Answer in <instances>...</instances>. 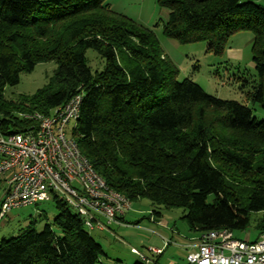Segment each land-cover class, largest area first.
Listing matches in <instances>:
<instances>
[{"label": "trees", "instance_id": "trees-1", "mask_svg": "<svg viewBox=\"0 0 264 264\" xmlns=\"http://www.w3.org/2000/svg\"><path fill=\"white\" fill-rule=\"evenodd\" d=\"M158 4L168 12L165 37L205 42L216 55L233 34L250 32L257 79L246 98L264 110V0ZM88 49L102 69L91 70ZM51 61L56 68L46 85L4 100L5 87L17 85L21 73ZM176 77L153 33L104 0H0L1 134L24 129L19 114L49 115L82 93L69 136L106 186L129 201V210L131 202L146 199L183 209L194 232L244 230L251 213L264 212V121ZM50 200L57 232L49 225L36 232L31 225L2 239L0 264H100L102 248L83 219L58 195ZM151 215L160 217L158 211ZM257 228L264 233V218Z\"/></svg>", "mask_w": 264, "mask_h": 264}, {"label": "rangeland", "instance_id": "rangeland-1", "mask_svg": "<svg viewBox=\"0 0 264 264\" xmlns=\"http://www.w3.org/2000/svg\"><path fill=\"white\" fill-rule=\"evenodd\" d=\"M104 1L114 12L153 33L164 56L176 67L178 82L188 79L206 94L246 106L257 121H264V110L257 104L247 102L246 98L257 79L251 60L253 37L250 32L233 34L221 54L216 55L206 50L205 42L180 44L165 37L163 24L168 12L159 6L158 0ZM85 58L91 70L102 69L103 62L94 50L88 49ZM55 68V62H44L36 64L30 73H21L17 85L5 87L4 100L15 101L19 96L33 95L47 84ZM73 126L72 122L66 128L68 136ZM4 189L5 184L0 179V199ZM237 191L244 194L241 190ZM152 211L159 212L158 222H162V225L152 223L156 222L152 221ZM184 215L185 211L181 208L167 209L140 199L130 203V210L125 214L122 225L110 224L104 231L94 229L87 230V233L102 248L100 264H188V250L196 244L197 233L189 229ZM55 216L52 200L12 209L0 220V241L20 235L31 225L36 232L49 225L56 233L58 229L53 224ZM263 218L264 212L251 213L248 226L244 230L233 231L234 238L255 241L262 233L257 223ZM131 248L136 249L143 259L131 253ZM153 249H159L160 254H153Z\"/></svg>", "mask_w": 264, "mask_h": 264}, {"label": "built area", "instance_id": "built-area-1", "mask_svg": "<svg viewBox=\"0 0 264 264\" xmlns=\"http://www.w3.org/2000/svg\"><path fill=\"white\" fill-rule=\"evenodd\" d=\"M81 100L78 93L49 115L23 112L19 116L27 125L22 131L0 133V177L6 183L0 220L12 209L50 200L53 193L78 213L88 230L104 231L129 210V201L106 186L67 135ZM196 240L195 251L186 257L188 264H264V233L249 242L222 229L201 232ZM131 253L143 259L136 249Z\"/></svg>", "mask_w": 264, "mask_h": 264}, {"label": "crops", "instance_id": "crops-1", "mask_svg": "<svg viewBox=\"0 0 264 264\" xmlns=\"http://www.w3.org/2000/svg\"><path fill=\"white\" fill-rule=\"evenodd\" d=\"M0 179H1V181L5 184V188H6V183H5V178L4 177H0ZM123 219H125V216L123 217ZM159 219L160 218H156V217H153L152 218V221H156V222H152V223H155L156 225H162V222H158L159 221ZM124 224V223H123ZM113 225H116V226H120V225H122V223H118V224H113ZM197 234H196V238L198 237V232H196ZM196 240V239H195ZM196 244H197V240H196ZM196 244L195 245H192L190 248H189V252L188 253H190V252H192V251H195V248H196ZM162 255V254H161Z\"/></svg>", "mask_w": 264, "mask_h": 264}]
</instances>
